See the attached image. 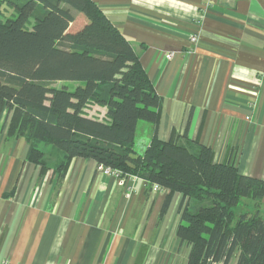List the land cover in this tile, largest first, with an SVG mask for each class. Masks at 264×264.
I'll use <instances>...</instances> for the list:
<instances>
[{
    "label": "crops",
    "instance_id": "0c3cea01",
    "mask_svg": "<svg viewBox=\"0 0 264 264\" xmlns=\"http://www.w3.org/2000/svg\"><path fill=\"white\" fill-rule=\"evenodd\" d=\"M93 1L135 45L161 97L158 138L185 135L215 161L264 179V0ZM138 124L142 153L153 125ZM5 131L3 111L0 264H185L189 248L175 234L181 194L162 212L166 189L137 179L126 197L117 177L80 157L57 182L27 160L24 139Z\"/></svg>",
    "mask_w": 264,
    "mask_h": 264
},
{
    "label": "trees",
    "instance_id": "16d2710c",
    "mask_svg": "<svg viewBox=\"0 0 264 264\" xmlns=\"http://www.w3.org/2000/svg\"><path fill=\"white\" fill-rule=\"evenodd\" d=\"M161 101L135 45L93 0H0V115L39 173L58 182L80 157L135 175L168 191L162 212L181 194L175 234L189 248L185 264H264V179L185 135L160 140ZM140 120L153 125L142 153ZM242 198L256 205L237 214Z\"/></svg>",
    "mask_w": 264,
    "mask_h": 264
},
{
    "label": "built area",
    "instance_id": "2783aa9c",
    "mask_svg": "<svg viewBox=\"0 0 264 264\" xmlns=\"http://www.w3.org/2000/svg\"><path fill=\"white\" fill-rule=\"evenodd\" d=\"M209 1V0H207ZM196 36L191 35L189 37V41L191 43H195L196 42ZM172 56V53H166L165 57L168 59ZM102 115V114H101ZM97 169L99 171H101L103 174L106 175H111V176H115L117 177L121 183L123 184V188H124V194L126 197L130 196L132 194V192L134 191V183L137 180V177L135 175H131V174H126L124 176H119V172L116 170H112L108 167H105L103 165H97ZM160 187H158L157 185H152V189L154 191L158 190ZM3 264H8L7 261H3Z\"/></svg>",
    "mask_w": 264,
    "mask_h": 264
},
{
    "label": "rangeland",
    "instance_id": "374dc122",
    "mask_svg": "<svg viewBox=\"0 0 264 264\" xmlns=\"http://www.w3.org/2000/svg\"><path fill=\"white\" fill-rule=\"evenodd\" d=\"M7 12V11H6ZM8 13V12H7ZM6 13V14H7ZM6 14H3V15H6ZM2 16V15H1ZM81 17L83 18V19H85L82 15H81ZM61 84V82H56V83H54V85H60ZM70 85H74L75 84V82L74 83H69ZM139 123L140 122H146V121H142V120H140V121H138ZM141 136V127H140V125L138 124V127H137V129H136V139H137V137H140ZM137 141V140H136ZM52 147L50 146V145H47V150L48 151H52V149H51ZM135 150L137 151V148H135ZM253 203H254V200H252V199H250V198H242L241 200H240V202H239V204L238 205H236L235 207H234V210H235V212L238 214V213H241V212H243V211H245V210H247L246 208H248V209H251L252 208V206H253ZM259 213H260V215H263L264 216V205H261V207H259Z\"/></svg>",
    "mask_w": 264,
    "mask_h": 264
}]
</instances>
